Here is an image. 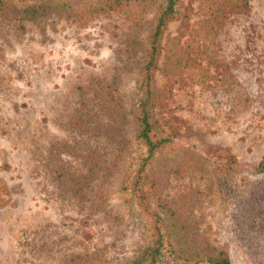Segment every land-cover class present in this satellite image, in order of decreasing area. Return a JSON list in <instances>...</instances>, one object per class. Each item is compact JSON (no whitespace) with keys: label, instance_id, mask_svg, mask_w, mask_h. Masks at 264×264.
I'll list each match as a JSON object with an SVG mask.
<instances>
[{"label":"rangeland","instance_id":"374dc122","mask_svg":"<svg viewBox=\"0 0 264 264\" xmlns=\"http://www.w3.org/2000/svg\"><path fill=\"white\" fill-rule=\"evenodd\" d=\"M61 1L72 8L21 19L35 2L9 0L0 14V178L13 191L0 207V264L105 263L143 245L121 188L136 148L132 89L154 12L138 20L130 6L84 15L96 0ZM179 7L155 74L156 117L178 144L156 156L148 199L156 209L189 199L179 247L264 264V249L261 262L251 260L234 239L208 156L227 150L264 185V0L243 10L236 0ZM169 46L208 76L166 74ZM107 87L113 114L95 94Z\"/></svg>","mask_w":264,"mask_h":264},{"label":"trees","instance_id":"16d2710c","mask_svg":"<svg viewBox=\"0 0 264 264\" xmlns=\"http://www.w3.org/2000/svg\"><path fill=\"white\" fill-rule=\"evenodd\" d=\"M10 1L35 2L20 11L21 19H36L45 13L46 9H56L60 6L72 8L68 3L63 5L61 0ZM236 1L241 10L248 7L249 0ZM8 2L9 0H0V14L10 11ZM92 4L94 5L90 4L83 11L84 15L130 6L134 8L132 12L138 15V20L154 12L146 43L141 51L138 76L132 89L136 148L129 165V173L121 188L125 196L124 201L139 222L138 232L143 245L131 255L114 256L105 263L95 264H229L222 252L179 247L178 236L187 223L191 207L189 199L182 200L175 207L161 203L159 209H156L150 203L145 188L150 167L156 156L174 149L178 144L163 129L156 117L158 87L155 74L160 69L159 56L164 32L167 25L179 17L180 0H96ZM166 62L163 68L166 74L180 75L189 72L190 75L201 73V76H208L206 68L196 69L187 52L175 46H169ZM95 94H100L98 106L101 109L110 114L116 111L117 103L113 99L111 87ZM208 156L213 164L222 198L229 207L234 239L251 260L261 262L259 255L264 249V185L244 176L240 172L237 158L227 150L218 148L208 152ZM257 169L264 170V160L259 163ZM12 193L6 181L0 178V207L11 202Z\"/></svg>","mask_w":264,"mask_h":264}]
</instances>
